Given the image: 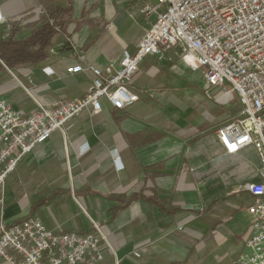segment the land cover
<instances>
[{
  "label": "crops",
  "instance_id": "crops-1",
  "mask_svg": "<svg viewBox=\"0 0 264 264\" xmlns=\"http://www.w3.org/2000/svg\"><path fill=\"white\" fill-rule=\"evenodd\" d=\"M156 2L73 0V20L54 38L50 57L6 68L0 98L29 115L38 104L27 89L46 105L85 96L92 73L68 69L82 56L100 68L119 66L150 25L141 8ZM0 8L25 24L42 13L35 0H0ZM7 31L0 25V39ZM130 88L138 102L120 110L103 99L102 112L84 110L23 158L0 190V224L38 216L51 229L79 233L97 224L115 254L103 240L104 259L95 264L116 257L123 264H234L248 251L254 220L245 186L261 177L245 158L255 147L230 155L219 141V128L237 117L233 102L210 97L219 89L208 88L176 49L164 60L148 56ZM0 264L12 263L0 256Z\"/></svg>",
  "mask_w": 264,
  "mask_h": 264
},
{
  "label": "built area",
  "instance_id": "built-area-1",
  "mask_svg": "<svg viewBox=\"0 0 264 264\" xmlns=\"http://www.w3.org/2000/svg\"><path fill=\"white\" fill-rule=\"evenodd\" d=\"M140 11L150 25L136 52L126 50L119 66L100 68L82 56L68 69L92 73L85 96L46 105L27 89L38 104V110L29 115L0 98V190L24 157L55 132H64L66 123L84 110L102 112L103 99L120 110L138 102L140 96L130 85L141 64L150 55L164 60L176 49L192 71H203L208 88L219 89L210 97L242 105L239 116L217 132L226 153L238 154L253 146L261 162V180L245 186L253 196L249 211L254 217L248 251L234 264H264V0H157ZM0 25L11 29L1 8ZM103 240L115 254L97 224L87 233L51 229L38 216L0 224V256L12 264H95L104 259L99 248ZM11 251L22 259L14 260ZM115 264L123 263L116 257Z\"/></svg>",
  "mask_w": 264,
  "mask_h": 264
},
{
  "label": "trees",
  "instance_id": "trees-1",
  "mask_svg": "<svg viewBox=\"0 0 264 264\" xmlns=\"http://www.w3.org/2000/svg\"><path fill=\"white\" fill-rule=\"evenodd\" d=\"M35 1L42 9L39 20L30 24H25L24 19L11 21V29L0 39V75L7 71L6 66L13 70L48 59L54 38L73 20V0H67L66 6L60 0ZM27 29L30 33L22 36Z\"/></svg>",
  "mask_w": 264,
  "mask_h": 264
},
{
  "label": "rangeland",
  "instance_id": "rangeland-1",
  "mask_svg": "<svg viewBox=\"0 0 264 264\" xmlns=\"http://www.w3.org/2000/svg\"><path fill=\"white\" fill-rule=\"evenodd\" d=\"M202 71V70H200ZM203 72V71H202ZM199 75L197 72L195 73V75ZM237 112V116H239L240 112H241V106L238 103V101H234L232 103V107H231V113L235 114ZM236 117H233L232 119H235ZM225 121H221V124H223ZM246 161L249 163V165H251L252 167H254L255 169L260 168V157L257 151H250L247 152L246 155Z\"/></svg>",
  "mask_w": 264,
  "mask_h": 264
}]
</instances>
